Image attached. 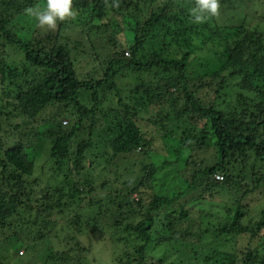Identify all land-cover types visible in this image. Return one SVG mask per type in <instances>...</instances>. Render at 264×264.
<instances>
[{
	"label": "trees",
	"instance_id": "16d2710c",
	"mask_svg": "<svg viewBox=\"0 0 264 264\" xmlns=\"http://www.w3.org/2000/svg\"><path fill=\"white\" fill-rule=\"evenodd\" d=\"M139 2H147L150 6L158 4L147 21H143L144 15L140 17L141 10L137 8ZM194 2L73 0L76 11L84 12L92 22L100 23L93 25L92 32H110L111 37L106 45L119 50L107 59L106 54H101L102 66L96 67L92 63L97 62L100 51H96L101 46L95 49L91 45L95 53L91 52L92 59L88 56L84 63L88 66L86 73H79L76 66L78 61L75 63L71 50L59 40L65 23L57 24L56 39L50 35L41 38L37 34L44 31L40 29L31 38H24L22 34L26 30H16L12 24L15 20L23 21L29 15V9L43 7L46 0H0V47L2 44L4 47L11 46L23 55L21 67L14 69L0 58V97L6 98L5 108H11V111L4 112L5 108L0 106V115L10 118L15 112L28 123L25 126L29 129L20 133L27 143L21 140L8 143L9 140L5 138L7 132L0 124V230L13 226L23 215L32 216L34 225L44 218L43 226L45 230L49 229L53 225L49 220L51 213L55 210L63 212L64 208L70 207L72 200L83 195V188L90 182L85 173L88 171L85 167L87 161L89 167H94L95 164H108L122 154L132 155L141 150L146 154L152 142L145 136L147 129L141 130L139 127V123L144 122L141 114L146 115L153 107L160 109L169 104L176 112L174 116L177 119L172 117L168 122L176 124L184 136L169 130L166 139H162L167 152L173 148L175 154H179V149L182 153L187 149L191 151L196 146L189 136L198 138L208 128L209 137H202L203 147L208 148L215 138L220 163L190 172L189 176L182 175L191 166L183 159H180L175 172H163L162 175L151 166L131 192H137L140 187L148 189V204L141 195L133 201L122 196L118 202L105 205L107 218L102 220L108 229L112 226L117 233L125 234L128 239L133 238L134 244L130 245V249L126 248L128 250L123 258H126L127 264H145L148 259L147 247L163 245L169 246L167 252L175 251L172 252L175 260L169 264H193L196 259L210 264L222 256L231 264H236L237 258L225 254L220 247H229L233 239L246 236L249 247L238 263L264 264V196L260 220L253 227H245L242 223L245 206L241 200L232 197V206L219 204L225 207L224 211L229 206L226 217L223 213L220 216V208L216 207L217 197L233 186L237 189L232 191L238 195L245 180H253L254 186L241 197L247 193L254 194L264 184L263 167L255 170L256 162L264 166V35L242 25H220L214 17L195 24L190 15ZM260 2L220 0V8L222 12L235 16L250 3ZM132 5L136 7L135 14L121 17ZM107 8L118 15V23H112L116 20L107 17ZM114 24L117 28L113 31ZM86 25L81 29L85 30ZM150 35L153 38L146 42ZM150 42V50H145ZM154 43L160 44L158 50L154 48ZM209 47L222 48L221 52L214 54L215 63L212 64L211 59L206 60V65L199 67L197 75L190 77L188 72L192 61H203L198 56ZM29 69H34V73L37 71V78L34 79L33 74V80L26 81L27 78L22 82V75L27 77ZM126 73L134 74L140 81V93L131 97L133 106L123 105V111L102 109L107 94L118 91V86L112 81ZM146 77H149V82H146ZM235 78L240 81L237 85L238 110L221 111L220 102L226 97L223 92L228 82ZM8 86H17V93L8 94ZM47 108H53L54 112L43 121L46 125H36V120ZM180 117L195 126L201 125L200 133L189 125L187 131L191 132L185 136V127L179 124ZM61 119L68 120L69 125H62ZM147 122H151L161 134L163 132L160 130L168 129L160 115L157 120ZM14 134L11 131L9 135ZM47 142L53 164L60 165L61 169L68 167L70 175L75 173L82 178L71 184L69 177L65 176L61 188H53L47 183L36 200L35 181L30 182L29 179L35 174L37 157L28 150L33 145ZM167 145H172V148ZM161 155L159 153L152 157ZM178 156L181 158L182 155ZM231 161H240L242 165L236 176L228 173ZM215 175H220L223 180L216 181ZM130 185L126 182L125 190ZM65 200L68 202L64 203ZM193 210L199 212L198 216L201 213L196 232L192 231V228H197ZM16 216L20 219L17 220ZM214 216L219 228L213 232L206 231L210 226H215ZM210 232L212 235H208ZM213 233L228 237L221 241ZM230 258L232 260H228ZM158 263L162 264V261ZM0 264L4 263L0 260ZM221 264H225V260Z\"/></svg>",
	"mask_w": 264,
	"mask_h": 264
},
{
	"label": "rangeland",
	"instance_id": "374dc122",
	"mask_svg": "<svg viewBox=\"0 0 264 264\" xmlns=\"http://www.w3.org/2000/svg\"><path fill=\"white\" fill-rule=\"evenodd\" d=\"M131 1L138 2L139 0ZM162 1L165 0H159V2ZM251 4L252 3H250L249 6L244 7L242 11L235 16H232L229 12H222L221 8H219V13L216 17H214V19L220 25H242L246 28L256 29L264 35V0H261V2L257 4ZM157 6L158 4L150 6L147 2L138 3L137 8L141 10L140 17L144 15L143 21L149 20L151 11L156 10ZM135 8L136 7L134 5L128 7L127 10L122 13L123 16L121 17H127L130 14H135ZM107 17H110L111 20H116L111 21L112 23H118V15L112 12L110 8H107ZM111 22L108 21L109 24H111ZM36 23L37 22L32 15H28L21 22L16 20L12 21L16 30H26V33L23 32L24 34L22 35L27 39L31 38L37 29H39L37 28ZM63 23H65V26L61 32L62 37L59 38V40L62 41L64 46L71 50V55L75 63L78 61L76 66L79 73H82L83 71L86 73L88 66L84 63L87 62L88 56L92 59L91 52L95 53V50L91 49V45H94L95 49L101 46V48L96 51L97 53L100 51V55L97 57V62L92 63L93 65H96V67L102 66L101 63L103 62V56L101 54H106L107 59L110 58L111 55H114L115 52H119V50L111 49L108 45H106V41L109 37H111L110 32H106L105 30H102V33L101 31L92 32L93 25H100V23L97 21L92 22L90 18H88V14L77 11V16L74 20H68ZM87 23L88 25H86ZM125 23H127L126 20ZM84 25H86L85 30L81 29V26ZM112 27H114L113 31L117 28L115 24ZM58 28L59 27L57 25L54 30L40 29L41 31H44V33L37 35H40L41 38L44 39L47 35H50L56 39L58 37ZM122 28L127 30L125 26ZM152 38L153 37L150 35L146 42L150 41ZM150 45L151 42L144 49L150 50ZM154 48L158 50L160 48V44L154 43ZM221 50L222 48L220 47H209V49L201 53L198 57H202L203 61L197 59L192 61L191 68L188 72L189 76L193 77V75H197L199 67L206 65V60L211 59L212 64H214V54L216 51L221 52ZM0 58L12 69L15 67L20 68L21 62L23 61V55L21 52L16 51L15 48L11 46L4 47L3 44L0 47ZM93 58L95 57L93 56ZM33 74L34 79H36L38 74L37 71L34 73V69H29V75L27 77L24 78L22 75V82L27 78L28 79L26 81L33 80L31 78ZM143 78H145V76ZM148 80L149 77H146V82H149ZM112 82L116 83L118 91L107 94L101 108L104 110L111 108L123 111V105L130 107L133 106L131 97L137 95L136 93H140L138 89L140 87L139 78H135L132 73H126L120 78L118 76V79L113 80ZM239 83L240 81L238 78L228 82V87L223 92L226 97L220 102L221 111L226 112L230 110V112H235L238 110L239 89L237 85H239ZM15 87L17 86H8V94L10 93L15 95L17 93V89ZM6 105V98L0 97V106L5 108ZM3 111H11V108L6 107ZM53 112V108H47L36 120V125H43L44 127L46 124L43 121L51 117ZM175 114L176 112L170 108L169 104L160 109L153 107L149 112H146V115L141 114V119H143L144 122L139 123L141 126L137 125L141 128V130L147 129L145 136L152 142V147L146 150V154H144L145 151L143 150L132 155L122 154L116 159L110 161L108 164H95L94 167H89V161H87L85 167L88 171L85 173L88 174L90 182L85 188H83V195L72 200V202H70V207L64 208L63 212H60L59 210L52 212L49 220L53 225L49 227V229L45 230L43 226L45 223L44 218L42 220L39 219L37 225H34L33 223L35 220L32 216L23 215L21 219L16 216L15 218H17V220L20 219L19 222L16 221V223H13V226H8L4 230H0L1 262L4 264H111V262L113 264H127L126 258L124 259L123 257L126 256L125 254L127 250L130 249V245L134 244L132 242L133 238L129 237L128 239L125 234L122 235L117 233L115 228H112V226L108 229L106 223L102 220L103 218H107L104 206L110 205L114 201L118 202L119 198L122 196L125 198L129 197V199L133 201L138 200L141 195H144V201L148 204L150 201V197L148 195L150 194V191L148 189L140 187L137 192H131L133 187L139 185L138 179H140V177L144 175V172L150 169L151 166L158 170L157 173H159V175H162L163 172H175L176 168H178L177 166L179 165L180 159L181 161L183 159V162L186 160V162L190 163L191 166L182 172V175L189 176L190 172L193 173L195 170L200 168H210L217 163H220L215 138H213L210 142L208 148H204L205 146L203 147L202 137H209L208 131L210 130L208 128H206L198 138L196 136H189L190 141L196 146L191 151L187 149L182 153V150L179 149L177 151L179 154H175L173 152L175 148H173L171 149V152H167V149L164 148L162 139H166V136L169 135L170 131H177L179 136H184L176 124H170L168 122L172 117L177 119V117L174 116ZM158 115H160L163 120L165 127L168 128L160 130L163 134L159 133V131L152 126L151 122H147V120H157ZM8 118L4 115H0V124L3 125V131L7 132L5 138L9 140L8 143L18 142L19 140L23 143H27V139L22 138L20 133L29 130L25 126V124L28 123H25L15 112L9 119ZM179 119V124L182 125L180 127H185V136L187 135V132H191L190 130L187 131L189 125H193L200 133L199 126L201 125L195 126L194 124L189 123L188 120H185V118L183 119L180 117ZM66 121L68 120L61 119L62 125H64L63 123ZM69 123L70 122L68 121L66 124L69 125ZM18 126L19 128H16ZM11 131L15 134L10 136L9 134ZM39 139L41 138L39 137ZM178 145H180V143H178ZM167 147L172 148V145H167ZM28 152H30L32 156L37 157L35 161L36 168L34 169L35 174L29 179L30 182L35 181L36 200L39 192L44 189L47 183H49L48 185L53 188H61L64 185L63 182L65 181V176L69 177V182L71 184L79 182L82 178V176L78 177L75 173L74 175H70L68 167H62L61 169L60 165L55 166L53 164L49 158L50 146L48 142L47 144H38V146L33 145V147L29 148ZM159 153L162 155L152 157L153 155L157 156ZM178 155H182L181 158ZM256 164L257 168H255V170L257 171L258 167L261 166L263 167L262 173L264 174V166L260 165L258 162H256ZM241 166L240 161H231L228 173L236 176ZM248 174H250L249 171ZM84 179L85 178H83V180ZM126 182L129 184L131 183L129 189L127 188L128 190H125L124 184ZM7 184H9V182ZM252 185L254 186L253 180H250V182L245 180L238 195L232 191V189H237L233 186V188H230L228 192H225L221 196L217 197V206H215L220 208V216H222V213L225 217L228 215V207L234 204V200L230 201L233 197L236 200H241L242 204L245 206V216L242 220L243 225L245 227H253L260 220L261 211L263 209L262 199L264 196V184L262 187L258 188L254 194L247 193L245 196L241 197L246 190H250L252 188ZM67 187L64 188L67 189ZM87 191L88 193H86ZM67 202L68 201L65 200L64 203ZM224 203H228L229 205L227 206L226 211H224L225 207L220 206ZM33 206L36 205L33 204ZM215 206L214 208H216ZM34 212L35 210L32 211V215ZM197 212L198 211L196 210L192 211V215L195 217V225L197 227L196 229L192 228L193 232L197 231L198 224L201 222H199V216L201 213L198 216L199 212ZM213 220L215 222V226H210L206 231L213 232L219 228L218 222L215 221V216ZM208 235H212V233L210 232ZM213 236L221 241H225V238L228 237L227 235H215V233H213ZM30 247H34V249L31 250ZM223 247L224 246L220 248L225 251V254H228L230 257H236L239 262L243 252H245L249 247L248 239L246 236H241L233 239V241L229 244V247ZM168 249L169 246L150 245L146 249L148 259L145 261V264H159L158 261H162V264H169L174 261L175 259L173 253L175 251L169 250L171 252H167ZM224 260L225 264H231L227 261V258L223 256L212 260L210 264H221ZM228 260L232 259L230 258ZM199 261L200 260L196 259V263L193 264H204ZM238 262L236 264H239Z\"/></svg>",
	"mask_w": 264,
	"mask_h": 264
},
{
	"label": "clouds",
	"instance_id": "9594fccd",
	"mask_svg": "<svg viewBox=\"0 0 264 264\" xmlns=\"http://www.w3.org/2000/svg\"><path fill=\"white\" fill-rule=\"evenodd\" d=\"M219 8L220 0H195L190 10L192 22L201 24L212 17H216L219 13ZM28 14L34 16L37 22L36 26L39 29L54 30L58 23L74 20L77 16V11L73 8V0H46L43 7L29 9ZM63 124L65 125L66 122ZM216 176L220 175H215L214 177Z\"/></svg>",
	"mask_w": 264,
	"mask_h": 264
},
{
	"label": "built area",
	"instance_id": "2783aa9c",
	"mask_svg": "<svg viewBox=\"0 0 264 264\" xmlns=\"http://www.w3.org/2000/svg\"><path fill=\"white\" fill-rule=\"evenodd\" d=\"M215 180H217V181H221L222 178H221L220 176H216V177H215Z\"/></svg>",
	"mask_w": 264,
	"mask_h": 264
}]
</instances>
